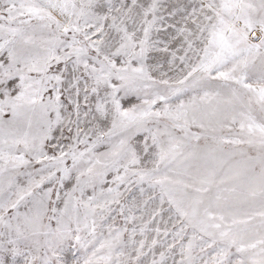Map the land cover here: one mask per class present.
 I'll return each mask as SVG.
<instances>
[{
  "label": "snow or ice",
  "instance_id": "6c2138e0",
  "mask_svg": "<svg viewBox=\"0 0 264 264\" xmlns=\"http://www.w3.org/2000/svg\"><path fill=\"white\" fill-rule=\"evenodd\" d=\"M0 264H264V0H0Z\"/></svg>",
  "mask_w": 264,
  "mask_h": 264
}]
</instances>
